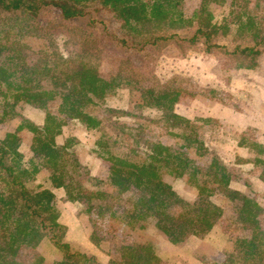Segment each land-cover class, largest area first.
<instances>
[{
    "label": "trees",
    "instance_id": "obj_1",
    "mask_svg": "<svg viewBox=\"0 0 264 264\" xmlns=\"http://www.w3.org/2000/svg\"><path fill=\"white\" fill-rule=\"evenodd\" d=\"M195 2L189 17L186 0H0V124L18 117L22 108L45 115L42 124L19 116V124L0 138V264H46L45 256L36 253L45 243L56 251L53 264H103L66 241L68 229L60 222L58 191L63 192L61 201L81 204L88 216L133 193L127 217L139 228L150 221L171 244L182 246L190 237H204L219 225L230 245L224 260L211 264H264V205L256 193L245 194L231 187L236 178L234 168L218 158L206 164L197 160L207 154L198 137L197 122L202 121L177 111L183 96L180 89L155 80L150 87L136 90L142 106L154 107L161 114L145 125L122 124L130 128L134 145L146 151V159L111 154L113 143L99 132L96 144L108 166L105 180H95L92 187L78 179L80 165L69 151L75 138L62 145L57 142L69 121H79L87 130L101 129L109 120L92 113L90 107L107 109V94L128 79L122 72L109 79L100 74L97 63L102 51L89 30L96 21L91 20L86 29L71 21L90 16L94 9L109 10L123 26L129 38L121 41L127 48L144 51L171 41L201 43L206 54L220 51L232 57L239 70L255 71L261 66L264 29L259 12L264 10V0H256L253 9L250 0H232L221 21L216 20L213 7L224 6L226 0ZM49 11H59L63 20L71 21L68 25L79 39L80 52H63L56 40L43 32L42 18ZM189 28L193 29L190 37L182 39L177 34ZM229 35L233 45L219 43L220 37ZM50 107L55 108L52 111ZM152 126L181 141L191 156L177 154L160 140H147ZM23 131L31 135L29 166L20 151ZM244 145L256 154L252 163L264 182V145L243 136L239 147ZM239 160L248 159L237 155L236 163ZM170 177L188 185L195 198L188 200L178 194ZM219 197L232 202L230 216H224L215 204ZM28 250L34 252L30 261L22 255ZM210 250L216 253V249ZM117 257L106 264L159 261L156 245L147 241L121 246Z\"/></svg>",
    "mask_w": 264,
    "mask_h": 264
},
{
    "label": "rangeland",
    "instance_id": "obj_2",
    "mask_svg": "<svg viewBox=\"0 0 264 264\" xmlns=\"http://www.w3.org/2000/svg\"><path fill=\"white\" fill-rule=\"evenodd\" d=\"M195 1L197 0H186L185 12L189 17L194 12ZM250 1L249 7L253 9L256 6V0ZM231 6L232 0H226L222 7L214 6L213 11L216 20L221 21L229 12ZM259 15L261 27L264 29V10H261ZM91 20L96 21L93 28L88 26ZM42 21L41 28L43 32L50 34L65 53L81 51L79 39L72 32L74 28L73 26L69 27L68 23L73 21L77 26L84 29L90 27L92 37L97 41L96 43L102 51L97 63L100 74L105 79H109L122 72L128 78L122 80V83L116 89L107 94L105 101L107 109L96 106L90 107L92 113H99L109 120L105 121V125L101 129L87 130L81 122L69 121L68 125L64 127L63 133L57 138V142L61 145L69 138H75L76 143L69 151L74 153V157L80 165L78 179L86 187L87 185L91 187L93 184L95 185V180H105L104 174L107 172L108 165L104 161L105 157L101 156V148L96 144V140L99 139L102 132L113 143L109 149L111 154L129 157L138 161L146 159V151L134 145L128 131L130 128L125 126L145 125L148 120H155L160 117L161 114L158 109L141 105L139 94L136 92L138 88L150 87L155 80L167 83L182 91L183 96L177 105V111L186 113V115H194L195 111H198L197 114H201L203 110H206L208 102L218 104L220 115L217 118L199 117L202 122H197L199 126L198 137L207 147V154L197 158L201 164H206L214 158L222 161L227 158L230 159L234 141H239L243 136L253 137L250 130L243 131V129L232 127L228 125L230 123H227L226 120L229 121L230 110L247 111L252 107L256 111L262 110L260 104L261 100H264V97L261 98V96H264V58L257 70L248 71L237 69L234 59L222 54L220 51H216L214 55L206 54L201 43L192 45L189 42L177 44L176 41H171L159 49L155 47H148L144 51L130 49L123 46L121 41L124 38L127 39L128 33L121 24L115 22L112 13L107 9H94L90 16L72 19L69 22L63 20L59 11H49L48 15L42 18ZM192 32L193 29L189 28L178 31L177 34L185 39L190 37ZM219 43L233 45L232 35L220 37ZM54 108L50 107L52 111ZM110 109L113 111H110ZM18 114V117H12L5 123L0 124V138L9 129L14 128L15 124H19L22 120L19 116H24L36 124H42L45 118L44 113L31 108H22ZM23 132L29 133V131ZM23 132L20 133L22 139L20 151L24 155V163L29 166L32 153L29 150L27 136H22ZM149 135L151 137L147 140H160L165 144H169L177 154L184 157L191 156L190 150L181 147V141L171 139L159 127L152 126ZM194 136L196 134L192 135V137ZM147 137L149 136L147 135ZM220 143H224L226 146L227 154L224 159L220 153L222 151ZM85 160H98L99 170H94L95 176H92L91 170L85 165ZM236 164H239V162ZM258 172L260 173L259 169ZM235 175H238L236 171ZM92 178H94V181H92ZM168 179L182 197L188 200L195 198V192L182 180H174L171 177ZM220 198L215 200V204L222 211L226 210L228 216H230L231 211L234 212L233 207L230 206L232 202ZM134 199L135 195L128 193L113 207L106 206L104 211H95L94 216H87L88 234L93 235V240L97 242L95 243L96 249H93V252L97 253L96 256L99 261L106 264L109 259L118 258V250L121 246H136L146 241L153 242L157 247L159 257L157 264H182L183 261H188V251L175 248L177 246L171 244L163 234L159 233L152 222L145 223L146 227L142 229L129 220L127 213L131 211ZM258 199L264 205V197L259 196ZM226 201L228 204L224 203ZM112 212H115V214L111 215ZM216 227L218 229L217 233H222L220 246H217L216 253L206 247L194 252L195 260H199L201 264L222 262L225 256L224 252L229 248V237L223 232L221 226L217 225ZM52 248V245L45 243L36 252L45 256V259L48 260H46V264L55 262L54 253L56 251ZM30 250L22 253L24 255L23 259L26 261H30L34 256V252Z\"/></svg>",
    "mask_w": 264,
    "mask_h": 264
},
{
    "label": "crops",
    "instance_id": "obj_3",
    "mask_svg": "<svg viewBox=\"0 0 264 264\" xmlns=\"http://www.w3.org/2000/svg\"><path fill=\"white\" fill-rule=\"evenodd\" d=\"M262 97L264 96H261V98ZM263 101L261 100V104H260V109H262L261 111H256L254 107L247 109V111H242L237 109L230 110L228 116L229 121L226 120V122L230 123L228 125L238 128L240 130L241 129H243V131L250 130L253 133V137L252 138H249L247 136L245 137L247 139L256 141L264 145V102ZM207 105L208 106L206 110H203L201 114H197L198 111H195L196 115L195 114L186 115V113L179 111L178 112L181 115L186 116L190 119H194L195 117H209L213 119L217 118L220 115V110L218 111V104L216 102H208ZM23 135L27 136V141H28L27 143L29 144L30 147L31 135L27 132H23L22 136ZM234 142H235L234 145H232V154H230L231 155L230 159L228 158L224 159V156L227 154V150L224 143H220V147L222 149L220 153L222 155V158L224 159L223 161L228 165L232 166L236 171V173H238V175L232 182L231 187L245 194H248L250 191H252L257 195L264 197V182L260 179V173L258 172V167H256L252 163L253 159L256 157V154L251 149H249L247 145L239 147V141H234ZM237 155L240 158L242 157L248 160H239V164H236ZM85 161H86L85 165H87L91 170L92 176H95L94 170L96 169L99 170V166L97 164L98 160H85ZM58 198H59L58 205L62 211L60 222L63 225H65L68 229L66 235V241L71 245L73 249L81 251L88 255L96 256L97 253L93 252V249H96V244L92 239V235L88 234V228H87L88 215H86L82 211L83 206L79 203H65L61 201V199L63 198L62 191H58ZM224 203L226 204L227 201ZM227 215L228 212L224 210V216ZM217 231H218L217 227H214L213 230L204 237H190L184 245L175 247L178 249L187 250L189 253L188 261L187 260H186L187 262L183 261L186 263L182 262V264H201L199 260H195L196 257H194L195 254L194 252L200 249L202 250L203 247H206L208 249H217V246L218 245L220 246V241L222 239V233L221 232L217 233ZM90 252L92 253L90 254Z\"/></svg>",
    "mask_w": 264,
    "mask_h": 264
}]
</instances>
